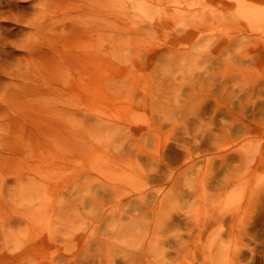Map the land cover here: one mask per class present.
<instances>
[{"label":"rangeland","instance_id":"obj_1","mask_svg":"<svg viewBox=\"0 0 264 264\" xmlns=\"http://www.w3.org/2000/svg\"><path fill=\"white\" fill-rule=\"evenodd\" d=\"M129 1L101 0L100 8L114 12L112 18L127 8L126 24L138 16L153 24L141 28L142 39L120 31L119 37L131 38V58L108 54L110 64L103 69L104 54L90 50L91 66L68 58L64 78L47 80L40 61L48 63L52 48L42 39L57 44L60 29L44 35L36 20L58 16L66 28L72 26L66 40L78 42L89 34L94 39L97 29L90 23L97 20L93 5L98 0H0V221L15 210L18 174L21 184L35 178L34 188L40 186L30 201V230L23 229L24 220L12 222L8 230L20 229L23 242L7 250L28 264H66L73 256L77 264H264V0L244 1L255 12L253 19L236 13V0H220L224 11L208 0L193 2L203 20L222 18L202 32L188 28L193 19L184 23L174 3L164 5L163 17L174 18L176 35L163 33L166 24L156 19L157 8L132 16ZM231 3L234 8L225 11ZM75 19H85L94 31L80 32ZM93 48L88 44L84 51ZM44 99L41 125L35 123L41 119H33ZM26 101L36 112H21ZM88 152L108 162L89 159ZM224 181L228 185L221 188ZM42 196H49V212L39 211ZM56 202L59 217L58 209L50 208ZM48 213L58 220L54 226L72 227L68 243L49 230L31 235L46 229ZM2 248L0 239V255Z\"/></svg>","mask_w":264,"mask_h":264},{"label":"bare ground","instance_id":"obj_2","mask_svg":"<svg viewBox=\"0 0 264 264\" xmlns=\"http://www.w3.org/2000/svg\"><path fill=\"white\" fill-rule=\"evenodd\" d=\"M208 1H210L211 2V4H212V6L215 8V9H219V10H223V8L219 5V1L220 0H208ZM244 1L245 0H236V5H237V10H236V13L237 14H243V15H245L246 17L248 16L249 18H252L253 17V14L255 13L253 10V12L251 11V9L250 10H247V8H246V3H244ZM250 1V0H249ZM92 2V1H91ZM130 2V4H126V6H131V8H132V10H133V14H131L132 16L135 14V13H141L142 15L143 14H146V13H155L156 12V8H157V16H156V19H158V20H160V21H162V22H165V24H166V26H164V30L165 31H163V33L165 34V32H167V33H170V34H172V35H176L177 34V30H178V27H176V21H174V18H170V17H168L167 19H164V14H167V10L164 8V5H168V4H175V6L177 7V9H178V11L179 12H181L182 13V16H183V19H184V23H186L185 21H187V20H192V22L189 24V26H188V28L190 29L191 27H192V30L193 31H199V32H202V31H205V30H209V29H211V28H213V27H215L216 26V24H217V21H218V19L220 20L219 22H221V20H222V18H218V17H210V19H211V22L210 21H207L206 19L205 20H203V18H202V16H199L196 12H194V8H195V6H193V2L196 4L197 3V0H142V1H135V0H130L129 1ZM248 3H250V2H248ZM92 4H93V2H92ZM97 4L98 5H96V4H94L93 5V9H95L94 11L96 12L95 14H96V18H97V20H96V22H91L90 24L92 25V24H95V28L97 29V32H96V35H97V37H94V39H92L91 38V36H90V34L88 35V37H89V39H84V40H80V41H78V42H73L72 40H74L73 38L72 39H69V40H66L65 39V34H66V32H69L70 30H71V27L72 26H69L68 28H66V25L64 26L62 23H61V21H60V17H58V16H56L54 19H45V18H39L38 20H36V23L34 24V26L37 28V30L39 31V32H43L44 33V35H45V33H46V31H50V30H52V31H54V35H56V34H58V30L60 29V38H59V41L57 42V44H51L50 42V38H46V37H44V40L42 39V42L43 43H45V44H47V46L49 47V48H52V50H51V54H49L50 56H49V58L46 60L48 63L47 64H44V62H42V61H40L41 62V67L44 65L45 66V68L44 69H41L40 70V72H41V75L43 76V78H45V76H46V78L45 79H47L48 80V77H50V80H61L62 78H64V73H63V69H64V67H65V65H64V62L63 61H66L68 58L69 59H76V61L77 62H82V64L81 65H83V66H85V65H87L88 63H90V57H89V55H90V50L94 53L95 51H97V52H102L103 54H104V56H105V58H104V60H103V63L106 65V66H103L102 65V68L104 69L105 67H109V64H110V59L108 58V54H113V55H119L120 57H123V58H131L132 57V55H131V52H130V46H129V40L131 39L130 37H128L127 35H124V37H119L120 36V31H122L123 29H125V32L124 33H127V34H129L130 32H134V34H135V37L134 38H140V39H142V38H144L142 35H138V34H140L141 33V28L145 25L147 28H148V26H152L153 24H148L147 25V22H144V19H142L141 17L139 18V16L138 17H136L134 20H133V23H131V24H126L127 23V18H129V15H130V13L127 11V8H124L123 10H122V12L121 13H117V15L115 16V18H112L111 17V15H113L114 14V12H110V10L108 9L107 10V12L105 13V12H103V8H100V6H102L101 4H102V2H101V0H98V2H97ZM228 4H230L229 2H228ZM249 5H251V4H249ZM204 7V6H203ZM248 7H250V6H248ZM254 7V6H253ZM229 8H234V6H233V4L231 3V5L229 6V7H227L226 8V10L225 11H228L227 9H229ZM45 9V8H44ZM210 9V8H209ZM90 10V9H89ZM255 10V9H254ZM167 11V12H166ZM212 11V10H211ZM224 11V10H223ZM210 13H212V12H210ZM203 14V13H202ZM194 15V16H193ZM205 15V14H204ZM211 15V14H210ZM103 16V17H102ZM137 16V15H136ZM171 17H174V16H172V15H170ZM196 16H198L197 18H195ZM206 16V15H205ZM233 16V15H232ZM37 17V16H36ZM91 15H89L88 16V20L89 21H92L93 19H91ZM204 17V16H203ZM254 17H255V14H254ZM62 18V17H61ZM36 19V18H35ZM100 19V20H99ZM194 19H196V22H194L195 20ZM207 19H208V16H207ZM253 19V18H252ZM125 20V21H124ZM248 20V19H247ZM255 20H256V18H255ZM258 20V19H257ZM75 21H76V23H77V27H78V29H80V32H82V30L84 31H94V29L92 30H89V28L86 26V25H88V22L85 20V19H83V20H78V19H75ZM33 22H35V21H33ZM40 23H44V24H40ZM79 23H83V25L81 26V25H78ZM161 23V22H160ZM89 24V25H90ZM134 24L136 25V26H134ZM220 24V23H219ZM105 26V28H104V26ZM221 25V24H220ZM178 26V25H177ZM76 27V26H75ZM133 27L135 28V30L137 31V34H136V32H135V30L133 29ZM149 28H151L152 29V27H149ZM73 29V28H72ZM74 30H76V29H74ZM74 30H72V31H74ZM113 30H116L117 31V33L116 34H114V32L112 33V31ZM103 31H105L106 33V35L104 34L103 35ZM191 31V30H190ZM193 31L191 32V34L193 33ZM72 33V32H71ZM88 33V32H87ZM112 33V34H111ZM114 34V35H113ZM67 36V35H66ZM213 37V36H212ZM147 40V39H146ZM75 41V40H74ZM193 41V40H192ZM198 43V41H195V43L193 44V45H195V44H197ZM90 45V44H95L96 45V48H93V49H89V50H86V51H84L85 50V47H87V45ZM194 47V46H193ZM193 47L188 51V54H191L192 53V51H193ZM210 51V50H209ZM262 52V56H264V49H262L261 50ZM91 52V53H92ZM202 52V51H201ZM50 53V52H49ZM68 53V54H67ZM206 53V52H205ZM96 54H98V53H96ZM193 54V53H192ZM207 55V54H206ZM118 56V57H119ZM193 56H195V54L193 55ZM192 57V56H191ZM99 59H101V58H99ZM202 59V58H201ZM41 60V59H40ZM190 60V59H189ZM254 60V59H253ZM194 61V60H193ZM46 63V62H45ZM72 64H74V63H72ZM259 64H262V62L260 61L259 62ZM39 65V64H38ZM88 65H90V64H88ZM87 65V66H88ZM189 65V64H188ZM191 65V64H190ZM189 65V66H190ZM255 65V64H254ZM78 66V65H77ZM86 66V67H87ZM91 66V65H90ZM212 66V65H211ZM66 67H67V65H66ZM78 67H80V66H78ZM97 67V66H96ZM193 67H194V65H193ZM43 68V67H42ZM187 68H188V66H187ZM181 69V68H180ZM183 69V68H182ZM84 70V72L86 73V70H88L87 68L85 69H83ZM186 70V69H185ZM20 71H22V72H20L21 74H23V69H21ZM107 71H109L108 69H107ZM39 71H38V73H40ZM19 73V74H20ZM24 73H26V72H24ZM84 73V74H85ZM236 77V76H235ZM261 80V79H260ZM202 81V80H201ZM243 82V81H242ZM245 82H247V81H245ZM245 82H243V84L245 83ZM203 83V82H202ZM201 83V84H202ZM211 85V84H210ZM224 85V84H223ZM246 85V84H245ZM260 85V84H259ZM212 86V85H211ZM211 86H209V87H211ZM243 86V85H242ZM256 87H257V85H256ZM224 88V87H223ZM228 88V87H227ZM243 88V87H242ZM248 88V87H247ZM251 88V87H250ZM250 88H248V89H250ZM254 88V87H253ZM206 89H208V86H207V88ZM211 89V88H210ZM209 89V90H210ZM255 89V88H254ZM253 89V90H254ZM224 90V89H223ZM225 90H227V89H225ZM225 90L224 91H222L221 90V92H225ZM231 90L232 89H230L228 92V94H230L231 93ZM252 90V89H251ZM250 90V91H251ZM235 92V91H234ZM233 92V93H234ZM224 93H222L220 96H222ZM227 94V93H226ZM244 94V93H243ZM60 96V95H59ZM62 96V95H61ZM224 96H225V94H224ZM237 96V95H236ZM238 97V96H237ZM226 98H228V97H226ZM229 98H230V95H229ZM238 99V98H237ZM262 99H264V98H262ZM229 100V99H228ZM248 102V101H247ZM14 103V102H13ZM34 103V102H33ZM262 103H264V102H262ZM28 102L26 101V105H25V107L23 108V110H21V112H23V113H32L31 112V110H33L34 112H36L34 109V105L32 106L31 105V107H27L28 105ZM191 104V103H190ZM236 104V103H235ZM38 105L39 106H37V108L39 107L40 108V115L39 116H36L35 115V118L33 119V120H38V119H41L40 121H38V122H35V123H37V124H41V125H43V123L45 122V118H42V114H43V112H44V110L42 109L43 107H45V105H46V103H45V99H44V101H39V103H38ZM197 105V104H196ZM198 106V105H197ZM238 106V105H237ZM241 106V105H240ZM198 107H200V106H198ZM239 107V106H238ZM253 108V107H252ZM258 108H259V106H258ZM13 109V108H12ZM6 110H8V109H6ZM189 110V109H188ZM196 110V109H195ZM199 110V109H198ZM197 110V111H198ZM249 110H251V109H249ZM101 111V110H100ZM253 111V110H252ZM261 111V110H260ZM262 112H264V111H262ZM261 112V113H262ZM252 113V112H251ZM253 113H254V111H253ZM194 114V113H193ZM196 114V113H195ZM256 114H257V112H256ZM241 115H242V113H241ZM4 116H6V115H4ZM3 116V117H4ZM5 118V117H4ZM10 118V117H9ZM2 119V118H1ZM99 121V120H98ZM212 121V120H211ZM1 122V121H0ZM3 122V121H2ZM107 122V121H106ZM15 123H17V122H15ZM3 124V123H2ZM206 124V123H205ZM210 124H211V122H210ZM5 126V129H7L6 127H8L9 126V124L7 123V122H5V124H4ZM8 125V126H7ZM246 125V124H245ZM2 126V125H1ZM112 125H110V127H111ZM109 127V128H110ZM124 127V126H123ZM202 128H203V126H201ZM1 128V127H0ZM126 128V127H125ZM184 128V127H183ZM205 128V127H204ZM210 128V127H209ZM208 128V129H209ZM121 129V128H120ZM119 129V130H120ZM122 130H123V128H122ZM204 131V130H203ZM101 132V131H100ZM106 134V133H105ZM203 135V134H202ZM201 135V136H202ZM202 138V137H201ZM81 141V140H80ZM2 142V141H1ZM86 148H89V147H84L83 149H86ZM9 152L11 153V154H14L15 155V153L12 151V150H9ZM88 158L89 159H93V160H99V159H103V160H105L106 162H108V158L107 157H102L101 155H99V157H97L94 153H92V152H88ZM7 160H9V158L7 157ZM39 161V160H38ZM90 162H92V161H90ZM102 161H100V163H101ZM192 165V164H191ZM92 166V165H91ZM119 166V165H118ZM118 166H115V165H112V167H114L113 169H116ZM137 167V166H136ZM138 168V170H142L140 167H137ZM33 169L34 170H36V172L38 173V174H42L43 173V171H41V170H38V169H35V167H33ZM27 170H29V169H27ZM99 170L101 171V167H99ZM30 171V170H29ZM24 172V171H23ZM112 174H113V172H112ZM207 176L208 175H206V178H207ZM27 178H30V176H26ZM23 179V176L21 175V174H18L17 175V180H16V182L14 183L16 186V188H17V186H20L19 187V191H20V193H19V195H18V197L17 196H15L13 199H12V201H13V203L15 204V210H14V212H13V215H8L4 220H2V221H0V239H1V242H2V245H3V248L2 249H4V251L2 252L3 253V255H0V264H16V263H18V262H21V263H19V264H23L24 262L25 263H27L28 264V262H29V260H27V259H22L21 257H20V255H15V256H13V254H14V252H12V251H8L7 250V248H9V246L10 245H15L16 247L17 246H19L22 242H23V235L20 233L21 232V230L20 229H18V230H16V231H11V230H8L9 228H11V226L10 225H12V222H18V220H19V223H21V221H23L24 220V222H25V225H24V227H23V229H25L26 228V230H30L29 229V223H30V221H29V217L28 216H30L29 214H28V212H29V210H32L31 209V207H30V201H31V198H33V196H34V192H35V196H38L39 195V193H40V191H38V189H40V186L38 185V188L37 189H35L34 188V186H33V184H32V182H36V181H34V180H36L35 178H32V181H31V179H28L29 181L27 182V184L25 183V185L22 183L21 184V180ZM227 179L228 180H230V178H228L227 177ZM102 180V179H101ZM104 181V180H103ZM225 183L224 184H222V185H220V187L221 188H224V187H227V185H228V182L227 181H224ZM37 183V182H36ZM77 183V182H76ZM100 183V182H99ZM30 184H32L31 185V187L29 186ZM38 184V183H37ZM103 184V183H102ZM147 184V183H146ZM105 185V184H104ZM43 186H44V188H46L47 186H45V184H43ZM70 186V185H69ZM94 186V185H93ZM93 186H91L90 185V187L92 188ZM100 186H102V185H100ZM99 186V187H100ZM71 187V186H70ZM89 187V188H90ZM95 188V187H94ZM134 188V187H133ZM81 189V188H80ZM93 189V188H92ZM108 189V188H107ZM135 189V188H134ZM139 189V188H138ZM141 189V188H140ZM91 190V189H90ZM89 190V191H90ZM94 190V189H93ZM103 190V189H102ZM113 190V189H112ZM132 190V189H131ZM81 191H82V189H81ZM84 191V190H83ZM96 191H98V189L96 190ZM137 191V190H136ZM135 191V192H136ZM143 192V191H142ZM103 193V192H102ZM114 193H115V191H114ZM139 193V192H138ZM143 193H145V192H143ZM87 194H89V193H87ZM107 194V193H106ZM120 194V193H119ZM146 194V193H145ZM144 194V195H145ZM147 194H149L148 192H147ZM150 194H151V192H150ZM149 194V195H150ZM174 194V193H173ZM207 194H210V196L208 197V198H211L212 197V199L210 200V202L214 205V199H213V195L211 194V193H207ZM206 194V195H207ZM81 195V194H80ZM89 195H91V194H89ZM122 195V194H121ZM175 195V194H174ZM173 195V196H174ZM142 196V195H141ZM81 197V196H80ZM82 197H84V195L82 196ZM93 197V196H92ZM94 197H95V195H94ZM118 197H120V196H118ZM146 197V196H145ZM148 197V196H147ZM163 197V196H162ZM49 198V196L48 197H44V196H42V199H38L37 201H38V205H39V211L40 212H42L41 210H42V208H43V210H45L46 211V209H47V211L49 212V210H48V202L46 201V199H48ZM76 198H77V196H76ZM89 198V197H88ZM124 198H125V196H124ZM144 198V197H143ZM14 199H16V201H14ZM86 199V198H85ZM99 199V198H98ZM130 199V198H129ZM135 199V198H134ZM140 199H141V197H140ZM162 200H163V198H161ZM167 199V198H166ZM207 199V198H206ZM78 200V199H77ZM88 200H90V198L88 199ZM92 200H94V199H92ZM142 200V199H141ZM160 200V199H159ZM168 200H170V199H168ZM198 200H200V199H198ZM208 200V199H207ZM3 201L5 202V198L3 197ZM99 201H100V199H99ZM111 201V200H110ZM121 201H122V199H121ZM120 201V202H121ZM127 201V200H126ZM125 201V202H126ZM79 202V201H78ZM119 202V203H120ZM165 202V201H164ZM84 203H85V201H84ZM89 203V202H88ZM98 203V202H97ZM110 203V202H109ZM108 203V205H110ZM128 203V202H127ZM126 203V204H127ZM18 204H20L21 206H22V208L21 209H19L17 206H18ZM51 204V203H50ZM82 204V203H81ZM90 204V203H89ZM92 204V203H91ZM95 204V203H94ZM103 204H105V203H103ZM102 204V205H103ZM115 204V203H114ZM122 204H125V203H122ZM138 204H139V202H138ZM157 204V203H156ZM159 204V203H158ZM164 204H166V203H164ZM171 204V203H170ZM87 205V204H86ZM160 205H162V203H160ZM166 205H168V201H167V204ZM54 206L58 209V211H57V215L60 213L59 212V205L57 204V202L56 203H52L51 205H50V208L54 211L55 210V208H54ZM88 206V205H87ZM114 206V205H113ZM157 206V205H156ZM155 206V207H156ZM81 207V206H80ZM79 207V208H80ZM89 207V206H88ZM98 207V206H97ZM140 207V206H139ZM159 207V206H158ZM165 207V206H164ZM163 207V208H164ZM167 207V206H166ZM82 208V207H81ZM100 208V207H99ZM99 208H98V211H99ZM152 208V207H151ZM151 208H149V209H151ZM157 208V207H156ZM162 208V209H163ZM83 209V208H82ZM101 209V208H100ZM106 209V208H105ZM153 209V208H152ZM208 209V208H207ZM95 210V209H94ZM145 210V209H144ZM148 210V209H147ZM154 210V209H153ZM153 210H151V212H154ZM165 210V209H164ZM163 210V211H164ZM228 210V209H227ZM91 211V210H90ZM101 211H102V209H101ZM146 211V210H145ZM59 212V213H58ZM44 213V212H43ZM84 213V212H83ZM92 213V212H91ZM99 213V212H98ZM104 213V212H103ZM144 213V212H143ZM142 213V214H143ZM160 213V212H159ZM222 213H223V210H222ZM94 214V213H93ZM100 214V213H99ZM148 214V213H147ZM162 214V213H161ZM107 215V214H106ZM119 215V214H118ZM151 215V214H150ZM158 215V214H157ZM60 216H62V215H60ZM87 216V215H86ZM93 216V215H92ZM117 216V215H116ZM152 216V215H151ZM224 215H222V218L220 217V219H224V217H223ZM48 217H49V221H51V222H47V226H46V229H45V226H43L42 227V231L40 232H37L36 231V234H31L32 236H35V235H39V234H43L44 235V233H47V230H49V233H51V231L53 232V233H51V235H52V237H55L56 238V240H58V241H60V242H63V241H66V243H68L67 242V237H66V234H67V232H68V235H69V233L72 231V227L71 226H68L67 225V227L66 226H61V224L60 225H57V226H54V224L55 223H52L53 222V220H55L54 219V215L53 214H51V213H48ZM58 217H59V215H58ZM88 217V216H87ZM147 217V216H146ZM62 218V217H61ZM144 218V217H143ZM152 218V217H151ZM150 218V219H151ZM147 218H145V219H143V221L144 220H146ZM153 219V218H152ZM154 220V219H153ZM159 220V219H158ZM167 220V219H166ZM56 221V220H55ZM71 221V220H70ZM135 221V220H134ZM147 221V220H146ZM151 221V220H150ZM168 221V220H167ZM153 222V221H152ZM155 222V221H154ZM56 223H58V220L56 221ZM62 223H64V221L62 222ZM134 223V222H133ZM139 223V222H138ZM147 223H150V222H148L147 221ZM70 225V224H69ZM95 225V224H94ZM147 225V224H146ZM151 225H152V223H151ZM52 226H54V227H52ZM149 226V225H148ZM153 226V225H152ZM140 227V226H139ZM49 228V229H48ZM60 228H61V232H60ZM143 228H144V225H143ZM145 228H146V226H145ZM22 229V230H23ZM64 229V230H63ZM34 230V229H33ZM127 230V229H126ZM128 230H129V228H128ZM150 230H151V226H150ZM32 231V230H31ZM31 231H30V233H31ZM143 231V230H142ZM144 231H145V229H144ZM155 232V230H153V228H152V232ZM125 232V231H124ZM123 232V233H124ZM147 232V231H146ZM122 233V234H123ZM141 233V232H140ZM143 233V234H142ZM141 234L144 236V232H142ZM118 234V233H117ZM137 234H139V232L137 233ZM150 234H152V233H150ZM166 234V233H165ZM147 235H149V234H147ZM136 236V235H135ZM142 236V237H143ZM150 236V235H149ZM153 236V234L150 236V237H152ZM164 236V235H163ZM162 236V237H163ZM108 237V236H107ZM138 237V236H137ZM141 237V238H142ZM149 237V238H150ZM154 237V236H153ZM156 238V237H155ZM147 239V238H146ZM160 239H162V238H160ZM126 240V239H125ZM156 240V239H155ZM103 241V240H102ZM116 241V240H115ZM137 241V240H136ZM167 241V240H166ZM119 242V241H118ZM149 242H150V240H149ZM94 243V242H93ZM120 243V242H119ZM156 243V242H155ZM123 244V243H122ZM134 244H135V242H134ZM149 244H151V243H149ZM136 245V244H135ZM138 245V244H137ZM157 245V244H156ZM159 245V244H158ZM101 246V245H100ZM129 246V245H128ZM134 246V245H133ZM151 247H152V245H150ZM70 247V246H69ZM102 247V246H101ZM131 247V246H130ZM136 247V246H135ZM138 247V246H137ZM153 247H155V246H153ZM152 247V248H153ZM158 247V246H157ZM65 248V247H64ZM63 248V249H64ZM68 248V247H67ZM114 248V247H113ZM122 248V247H121ZM120 248V249H121ZM149 249H150V247H148ZM66 249V248H65ZM64 249V250H65ZM69 249V248H68ZM67 249V250H68ZM80 249V247L78 248V250ZM101 249V248H100ZM135 248H133V250H134ZM157 249V248H156ZM180 249V248H179ZM178 249V250H179ZM86 250V249H85ZM102 250V249H101ZM146 250H147V248H146ZM145 250V251H146ZM100 251V250H99ZM138 251H140V249H138ZM152 251V250H151ZM159 251V250H158ZM161 251V250H160ZM81 252V251H80ZM125 252V251H124ZM132 252V251H131ZM129 253V254H131L132 255V253ZM141 252V251H140ZM147 252V251H146ZM77 253V252H76ZM75 253V254H76ZM87 253V252H86ZM96 253V252H95ZM106 253V252H105ZM104 253V254H105ZM107 253H109L108 251H107ZM135 253V251H133V255L134 256H137V254L135 255L134 254ZM143 253H144V251H143ZM104 254H102V255H104ZM128 254V253H127ZM126 254V255H127ZM142 254V253H141ZM148 254H150V252H148ZM157 254V253H156ZM67 255V254H66ZM65 255V256H66ZM72 255V254H71ZM71 255H70V257H71ZM80 255V254H79ZM79 255H77V256H79ZM97 255V254H96ZM106 255V254H105ZM145 255V254H144ZM151 255V254H150ZM155 255V254H154ZM154 255H151V256H154ZM159 255V254H158ZM59 256H61V254L59 255ZM73 256V255H72ZM107 256V255H106ZM142 256V255H141ZM148 256V255H147ZM163 256V255H162ZM155 257V256H154ZM164 257V256H163ZM163 257H161V258H163ZM67 258V257H66ZM104 258H106V257H104ZM104 258H103V260H104ZM129 258V257H128ZM160 258V259H161ZM136 259V258H135ZM139 259V258H138ZM137 259V260H138ZM153 259V258H152ZM155 259H158V257L157 258H155ZM19 260V261H18ZM111 260V259H110ZM130 260V259H129ZM147 260V259H146ZM159 260V259H158ZM64 261H65V259H64ZM77 260H76V257L75 256H73V259H72V263L73 264H77V262H76ZM132 261V260H131ZM136 261V260H135ZM71 262H67L66 264H70ZM124 262V261H123ZM155 262H157V261H155ZM159 263H160V261H159ZM61 264H64L63 262L61 263ZM107 264V263H106ZM126 264H127V262H126Z\"/></svg>","mask_w":264,"mask_h":264}]
</instances>
